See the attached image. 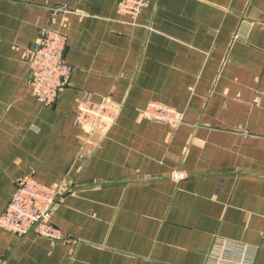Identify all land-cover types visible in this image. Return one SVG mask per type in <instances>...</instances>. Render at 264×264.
<instances>
[{
    "label": "crops",
    "instance_id": "0c3cea01",
    "mask_svg": "<svg viewBox=\"0 0 264 264\" xmlns=\"http://www.w3.org/2000/svg\"><path fill=\"white\" fill-rule=\"evenodd\" d=\"M118 2L0 0V213L34 175L60 186L67 236L0 227V264H216L217 238L264 264V0H149L136 19ZM44 28L74 67L51 105L23 57ZM85 92L122 105L107 132L76 123Z\"/></svg>",
    "mask_w": 264,
    "mask_h": 264
},
{
    "label": "built area",
    "instance_id": "2783aa9c",
    "mask_svg": "<svg viewBox=\"0 0 264 264\" xmlns=\"http://www.w3.org/2000/svg\"><path fill=\"white\" fill-rule=\"evenodd\" d=\"M149 0H119L118 11L138 18ZM67 35L65 32L44 28L39 38L24 47L23 57L29 70L32 93L40 102L51 105L70 84L74 67L65 58ZM122 105L111 96L92 99L88 92L80 98L75 121L90 132L105 133L116 121ZM144 115L171 125L184 121L182 110L158 101H150ZM60 197V186L47 184L34 175L16 182L14 194L0 213V227L22 237L28 233L57 241H66L60 227L51 217ZM264 238V230L262 231ZM257 248L229 238H217L209 253L216 264H253Z\"/></svg>",
    "mask_w": 264,
    "mask_h": 264
}]
</instances>
